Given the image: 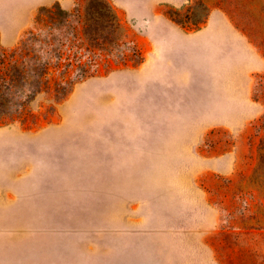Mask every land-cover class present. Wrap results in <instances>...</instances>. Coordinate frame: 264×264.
<instances>
[{
    "label": "rangeland",
    "instance_id": "1",
    "mask_svg": "<svg viewBox=\"0 0 264 264\" xmlns=\"http://www.w3.org/2000/svg\"><path fill=\"white\" fill-rule=\"evenodd\" d=\"M108 1L127 43L95 49L79 81L50 67L0 120V135L72 143L48 154V195L0 197V264H264V0ZM56 2L81 40L87 0H0V45Z\"/></svg>",
    "mask_w": 264,
    "mask_h": 264
},
{
    "label": "trees",
    "instance_id": "2",
    "mask_svg": "<svg viewBox=\"0 0 264 264\" xmlns=\"http://www.w3.org/2000/svg\"><path fill=\"white\" fill-rule=\"evenodd\" d=\"M40 15L41 25L27 30L13 49L8 52L0 45V120L22 115L45 89L50 67L64 60V70L70 68L74 81H79L95 71V49L113 52L127 43L108 0H87L81 40L75 26L79 20L58 2L42 8ZM119 55L125 59L127 53L121 51ZM141 59L139 56L138 62ZM70 88L71 80L59 84L58 91L65 95ZM259 149L257 169H262L264 175V137Z\"/></svg>",
    "mask_w": 264,
    "mask_h": 264
},
{
    "label": "crops",
    "instance_id": "3",
    "mask_svg": "<svg viewBox=\"0 0 264 264\" xmlns=\"http://www.w3.org/2000/svg\"><path fill=\"white\" fill-rule=\"evenodd\" d=\"M71 138L57 135H0V197L5 196L32 199L48 195L51 183H55L57 170L51 167L58 149L71 148ZM9 152H17V157L9 158ZM16 161V162H15ZM54 163V162H53ZM225 171H207L212 176L223 175Z\"/></svg>",
    "mask_w": 264,
    "mask_h": 264
}]
</instances>
